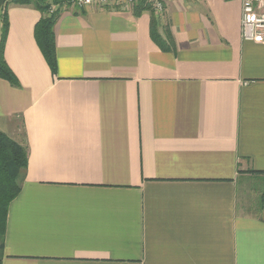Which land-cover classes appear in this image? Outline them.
Masks as SVG:
<instances>
[{
	"label": "crops",
	"instance_id": "crops-1",
	"mask_svg": "<svg viewBox=\"0 0 264 264\" xmlns=\"http://www.w3.org/2000/svg\"><path fill=\"white\" fill-rule=\"evenodd\" d=\"M8 15L0 130L29 159L3 264H264V43L241 0L64 6L55 76L41 12Z\"/></svg>",
	"mask_w": 264,
	"mask_h": 264
},
{
	"label": "trees",
	"instance_id": "trees-1",
	"mask_svg": "<svg viewBox=\"0 0 264 264\" xmlns=\"http://www.w3.org/2000/svg\"><path fill=\"white\" fill-rule=\"evenodd\" d=\"M70 0H8L1 9L2 28L0 39V79L9 81L14 86L20 82L12 71L5 58V45L10 28L8 6L10 4L32 6L42 14L35 26V38L44 55L53 75H57L58 63L56 53L55 25L60 17L62 8L67 6ZM141 9H148L146 1H140ZM56 10L52 11V7ZM155 27V25H154ZM154 37L157 34L154 32ZM28 147L12 139L0 130V264H3L5 239L8 224V212L11 202L21 192L20 179L28 167ZM254 172V170L252 171ZM261 206L264 207V193L261 196Z\"/></svg>",
	"mask_w": 264,
	"mask_h": 264
},
{
	"label": "built area",
	"instance_id": "built-area-1",
	"mask_svg": "<svg viewBox=\"0 0 264 264\" xmlns=\"http://www.w3.org/2000/svg\"><path fill=\"white\" fill-rule=\"evenodd\" d=\"M142 0H70L67 6L108 8L120 5H134ZM157 13L164 11L165 0H144ZM241 29L244 40L264 43V0H241ZM52 7V11L56 10Z\"/></svg>",
	"mask_w": 264,
	"mask_h": 264
},
{
	"label": "water",
	"instance_id": "water-1",
	"mask_svg": "<svg viewBox=\"0 0 264 264\" xmlns=\"http://www.w3.org/2000/svg\"><path fill=\"white\" fill-rule=\"evenodd\" d=\"M8 0H0V9H2L6 3H7Z\"/></svg>",
	"mask_w": 264,
	"mask_h": 264
},
{
	"label": "rangeland",
	"instance_id": "rangeland-1",
	"mask_svg": "<svg viewBox=\"0 0 264 264\" xmlns=\"http://www.w3.org/2000/svg\"><path fill=\"white\" fill-rule=\"evenodd\" d=\"M1 39V38H0Z\"/></svg>",
	"mask_w": 264,
	"mask_h": 264
}]
</instances>
